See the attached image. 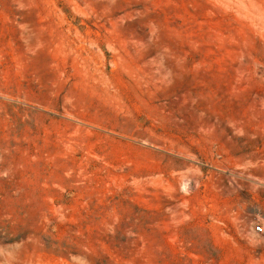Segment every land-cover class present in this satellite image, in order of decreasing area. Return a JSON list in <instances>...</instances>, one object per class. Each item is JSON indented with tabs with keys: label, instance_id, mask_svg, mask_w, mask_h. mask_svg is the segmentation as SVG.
I'll use <instances>...</instances> for the list:
<instances>
[{
	"label": "rangeland",
	"instance_id": "rangeland-1",
	"mask_svg": "<svg viewBox=\"0 0 264 264\" xmlns=\"http://www.w3.org/2000/svg\"><path fill=\"white\" fill-rule=\"evenodd\" d=\"M264 0H0V264H264Z\"/></svg>",
	"mask_w": 264,
	"mask_h": 264
},
{
	"label": "built area",
	"instance_id": "built-area-1",
	"mask_svg": "<svg viewBox=\"0 0 264 264\" xmlns=\"http://www.w3.org/2000/svg\"><path fill=\"white\" fill-rule=\"evenodd\" d=\"M255 232L259 235L264 236V226L256 225Z\"/></svg>",
	"mask_w": 264,
	"mask_h": 264
}]
</instances>
